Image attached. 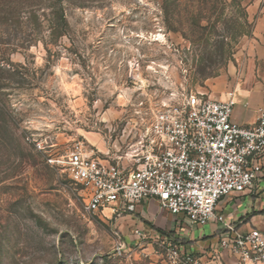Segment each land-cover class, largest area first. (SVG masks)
Masks as SVG:
<instances>
[{"label": "rangeland", "instance_id": "1", "mask_svg": "<svg viewBox=\"0 0 264 264\" xmlns=\"http://www.w3.org/2000/svg\"><path fill=\"white\" fill-rule=\"evenodd\" d=\"M255 3L264 10V0H0V264H162L160 243L134 237L129 218L84 212L61 161L78 142L114 159L124 121L182 89L223 99Z\"/></svg>", "mask_w": 264, "mask_h": 264}, {"label": "built area", "instance_id": "2", "mask_svg": "<svg viewBox=\"0 0 264 264\" xmlns=\"http://www.w3.org/2000/svg\"><path fill=\"white\" fill-rule=\"evenodd\" d=\"M235 103L234 90L216 99L198 89H182L150 114L124 121L125 147L114 159L95 156L82 142L74 144L61 164L83 192L84 212L110 220L156 200L160 209L190 226H220L213 258L227 251L237 264H264V233L236 229L217 212L222 199L250 191L262 173L264 104L255 124L246 126L231 119ZM176 222L173 235L155 240L164 251L162 264H205L180 230L182 222ZM124 248L118 238L115 251Z\"/></svg>", "mask_w": 264, "mask_h": 264}, {"label": "crops", "instance_id": "3", "mask_svg": "<svg viewBox=\"0 0 264 264\" xmlns=\"http://www.w3.org/2000/svg\"><path fill=\"white\" fill-rule=\"evenodd\" d=\"M259 10L257 3L249 7L253 18L251 34L245 37L239 47V66L230 80V90H234L236 103L231 119L240 125H253L256 122V111L264 104V10ZM260 177L250 191L232 194L222 199L217 212L227 221L232 222L236 229H259L264 233V153L260 155ZM175 217L168 211L160 209L156 200H149L136 205L132 214H125L117 220L129 218L135 226L133 236L154 240L164 239L174 234ZM179 217H175V220ZM115 220V219H114ZM144 223L150 225L144 228ZM209 236L194 238V235L183 233L189 246L202 256L205 264H237V259L227 251H221L213 258L218 248L220 226L216 223L207 224ZM144 228V229H143Z\"/></svg>", "mask_w": 264, "mask_h": 264}, {"label": "trees", "instance_id": "4", "mask_svg": "<svg viewBox=\"0 0 264 264\" xmlns=\"http://www.w3.org/2000/svg\"><path fill=\"white\" fill-rule=\"evenodd\" d=\"M198 1H200V0H198ZM56 12H57V10H56ZM31 13H34V16H35V10H33V12H31ZM62 13V11L60 12V14ZM56 28H54V30H55ZM56 33V32H55ZM0 78H1V76H0ZM0 121L1 122H3L4 121V119H0ZM1 128V127H0ZM4 131H0V134H2V133H9V131H7L8 129H6V128H2ZM1 136V135H0ZM0 139H2L1 137H0Z\"/></svg>", "mask_w": 264, "mask_h": 264}]
</instances>
